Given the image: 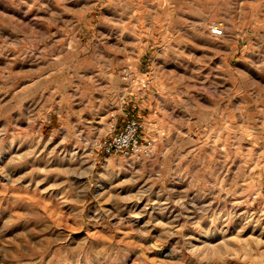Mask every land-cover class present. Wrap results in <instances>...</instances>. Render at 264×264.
I'll list each match as a JSON object with an SVG mask.
<instances>
[{
	"label": "rangeland",
	"instance_id": "rangeland-1",
	"mask_svg": "<svg viewBox=\"0 0 264 264\" xmlns=\"http://www.w3.org/2000/svg\"><path fill=\"white\" fill-rule=\"evenodd\" d=\"M0 264H264V0H0Z\"/></svg>",
	"mask_w": 264,
	"mask_h": 264
},
{
	"label": "built area",
	"instance_id": "built-area-1",
	"mask_svg": "<svg viewBox=\"0 0 264 264\" xmlns=\"http://www.w3.org/2000/svg\"><path fill=\"white\" fill-rule=\"evenodd\" d=\"M223 31L219 23L209 26V32L213 37L222 36ZM120 78L127 87L137 84V76L129 67L121 70ZM123 104H126L125 98H123ZM120 116L121 126H119V114L115 116L114 112L111 113L112 130L104 137L94 140L92 150L97 155L119 156L136 162L151 158L154 154L155 142L151 137L142 135L143 123L131 116L126 108L122 109Z\"/></svg>",
	"mask_w": 264,
	"mask_h": 264
},
{
	"label": "crops",
	"instance_id": "crops-1",
	"mask_svg": "<svg viewBox=\"0 0 264 264\" xmlns=\"http://www.w3.org/2000/svg\"><path fill=\"white\" fill-rule=\"evenodd\" d=\"M210 36L212 38H219V37H213L211 34ZM221 37V36H220ZM182 43L184 44L183 47L184 49H186L187 51H189L190 47H189V43H190V37L188 35H186L184 37V39L182 40ZM203 44V50H205L206 52L208 53H212L214 54L215 53V50H216V46H215V41L214 40H209L208 38L206 40H204L202 42ZM173 71L175 72V75L179 74V66L175 63L173 64ZM138 77V76H137ZM139 81H142V83L140 82V88H138V92L140 94V96H135V98H127L126 97V92L122 95L121 97V102L119 103V108H118V114H119V126L122 125V118L120 116V113L122 111L123 108H126L128 109V111L130 112L131 116L133 117H136L138 118L139 120H141V115L139 114V111L141 108L139 107H146L148 105V103L150 104V106L152 107H156V105H158V99L155 98L153 96V98H151L150 96L148 97V99L146 100L145 99V96H146V92L147 90L149 89V86L152 84V82H154L153 80L152 81H148V79H145V80H139V77H138V83ZM123 84H125L123 82ZM138 85V84H137ZM136 85V86H137ZM126 90L131 88V87H125ZM128 91V90H127ZM154 94V93H153ZM123 98H126V104H123ZM134 103H133V101ZM149 137V136H148Z\"/></svg>",
	"mask_w": 264,
	"mask_h": 264
}]
</instances>
